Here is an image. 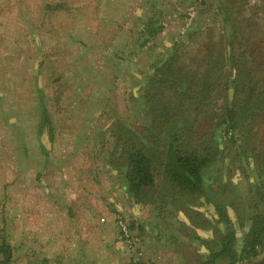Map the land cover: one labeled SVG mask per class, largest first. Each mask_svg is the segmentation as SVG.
Segmentation results:
<instances>
[{
    "label": "rangeland",
    "instance_id": "1",
    "mask_svg": "<svg viewBox=\"0 0 264 264\" xmlns=\"http://www.w3.org/2000/svg\"><path fill=\"white\" fill-rule=\"evenodd\" d=\"M228 1L0 0V237L13 245L15 264H203L219 249L217 206L239 246L264 194V110L252 123L240 116L228 133L216 123L234 88L217 81L208 91L219 93L216 102H183L182 127L210 143L204 196L170 198L158 166L165 198L136 203L117 154L128 139L119 125L143 132L155 122L150 79L173 49L179 64L197 48L200 59L221 64L230 43L246 46L255 55L243 74L264 86V0ZM238 27L246 33L235 40ZM38 81L52 124L43 135ZM263 255L242 264H264Z\"/></svg>",
    "mask_w": 264,
    "mask_h": 264
},
{
    "label": "trees",
    "instance_id": "2",
    "mask_svg": "<svg viewBox=\"0 0 264 264\" xmlns=\"http://www.w3.org/2000/svg\"><path fill=\"white\" fill-rule=\"evenodd\" d=\"M228 2H231L230 0ZM225 6V7H224ZM222 5V10L228 9L226 5ZM50 8V7H49ZM57 7H51L56 9ZM229 10V9H228ZM233 9V14H241ZM154 26V24L152 25ZM190 27V25L188 26ZM242 28V27H241ZM235 30L233 39H243L246 30ZM157 34L154 27L149 32L150 39ZM235 39V40H236ZM217 44L207 46L212 50ZM178 47L180 45H177ZM202 49V47H200ZM171 50L168 61L164 66L151 77L148 100L151 103V110L155 113V122L149 125L143 132H134V130L123 128L119 125V132L123 134L127 131L128 137L123 140L124 149H121L118 156L124 160L126 172L124 173V190L136 203L151 202L154 198H165V191L160 189L158 184L157 173L159 167L162 170V177L167 184V194L173 199V196H187L189 198L204 196L206 171L212 163V154L209 149L210 143H202L201 141H193L195 135L191 134L189 127H182L178 115H184L185 109H182L183 102L190 98L196 103H202V106L209 105L213 101L212 92H208L216 88V83L226 87L227 91L234 88L231 94L221 97L225 103L219 109L221 117L219 123H216V130L233 132L237 128V121L240 116L247 117V120L255 122L259 113L264 110V102L261 105L256 104V90L260 89V81H257L256 74H243V64L248 62V54L255 55L251 50H247L246 46L234 47L230 43L223 50L221 64L216 63L214 55L200 59L201 50L197 48L188 64H179L178 58L174 56V51ZM213 53V50H212ZM261 56V55H259ZM218 66L217 68H214ZM205 67L203 73L195 72L200 68ZM196 69L193 71V69ZM191 70V71H190ZM219 70V71H217ZM221 70V71H220ZM257 73V72H256ZM224 79V80H223ZM264 85V80L262 82ZM37 106L39 109V134L43 135L45 128H52L51 120L48 114V108L45 105L44 91L40 89L39 81L37 82ZM168 87V89H166ZM206 89L205 91H193L194 89ZM254 87V88H253ZM261 88H264L262 86ZM160 89L166 90L164 94ZM252 90V94L249 91ZM261 106V107H260ZM260 110V112H258ZM243 113L244 115H242ZM254 120V121H253ZM215 130V131H216ZM222 131V132H223ZM216 142L220 147L222 140L221 133H215ZM218 136V137H217ZM119 138L120 136H115ZM164 139L162 150L156 146ZM120 142V141H119ZM162 143V141H161ZM121 144V143H120ZM121 147V145H118ZM117 147V146H116ZM112 157H115L111 153ZM156 160H161L156 166ZM112 163V162H111ZM162 184V183H161ZM261 197V202L256 206L257 212L251 218V225L246 233L243 241L236 246V232L229 229L232 223L226 213L221 212V207L217 206L218 222L222 225L218 229L219 249L212 253L203 264H242L245 259H256L264 254V211L258 210V207H263L264 210V194ZM160 200V199H159ZM158 200V201H159ZM237 248L240 249L239 253ZM264 256V255H263ZM230 258V259H228ZM225 260L227 263H221ZM229 260V261H228ZM15 249L5 236L0 237V264H15ZM224 262V261H223ZM128 264H148L143 262H131ZM151 264V263H149Z\"/></svg>",
    "mask_w": 264,
    "mask_h": 264
}]
</instances>
